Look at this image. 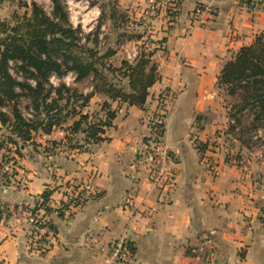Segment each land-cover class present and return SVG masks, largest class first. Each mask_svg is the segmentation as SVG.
I'll use <instances>...</instances> for the list:
<instances>
[{"label":"crops","instance_id":"1","mask_svg":"<svg viewBox=\"0 0 264 264\" xmlns=\"http://www.w3.org/2000/svg\"><path fill=\"white\" fill-rule=\"evenodd\" d=\"M117 2L148 20V0ZM200 3L218 13L197 22L190 12ZM149 22L147 33L157 42L148 50L159 79L143 106L94 93L82 108L90 118L104 115V102L115 110L102 140L69 148L66 136L72 143L81 139L69 129L77 115L45 133L39 127L25 142H9L10 126L0 123V167L7 156L16 158L13 176L0 172V264H107L108 246L126 228L135 253L131 264H188L189 246L203 238L210 241L203 254L211 264H264V141L245 159H226L207 143L217 121L199 119L221 107L216 81L224 63L264 29V0H183L175 14ZM133 45L123 59L135 58L127 56L136 51ZM84 81L71 84L90 93L92 82L81 88ZM165 90L173 92L164 139L174 156L168 163L174 180L171 187H155L132 160L150 135L149 119ZM75 177H91L93 191L73 207L66 191ZM18 206L48 220L56 233L52 244L38 239L29 245L27 225L7 224Z\"/></svg>","mask_w":264,"mask_h":264},{"label":"trees","instance_id":"2","mask_svg":"<svg viewBox=\"0 0 264 264\" xmlns=\"http://www.w3.org/2000/svg\"><path fill=\"white\" fill-rule=\"evenodd\" d=\"M51 2L50 14L32 2L29 12L13 16L11 22L0 19V123L10 126L9 142L15 143L16 139L25 142L39 127L45 133L52 126H59L77 115L78 119L69 129L72 135H81V139L72 143V136L65 138L69 148H83L102 140L105 128L115 117V110L107 102L101 108L105 112L103 116L96 113L90 118L88 113H82L94 93L142 107L149 88L159 79V73L151 59L152 50L138 53L132 61L123 59L119 66L111 64L107 59L115 52L107 49L102 54L83 44L79 31L69 22L64 5L59 0ZM84 41L87 42L86 37ZM8 60L17 63L22 79L18 80L8 72ZM70 72L74 74L75 83L91 77L92 91L83 94L74 85L63 82L62 78ZM52 76L60 79L56 85L50 81ZM216 87L229 98L225 105L228 131L233 133L237 129L241 146H247L253 138L262 143L264 29L224 63ZM22 97L29 99L24 109H33L31 118L23 116L19 106ZM248 133L252 134L246 141L244 137ZM3 176L7 177V174ZM42 197L46 200L48 192L45 191Z\"/></svg>","mask_w":264,"mask_h":264},{"label":"built area","instance_id":"3","mask_svg":"<svg viewBox=\"0 0 264 264\" xmlns=\"http://www.w3.org/2000/svg\"><path fill=\"white\" fill-rule=\"evenodd\" d=\"M183 0H148L147 15L150 18L159 16H169L175 14ZM218 9L209 3H200L195 5L190 15L197 22H202L214 17ZM138 51L127 53L128 57H136ZM16 62L8 60V72L14 78L22 79V74L16 68ZM50 81L56 85L60 79L52 76ZM67 85L74 82V74L68 73L62 78ZM30 82L33 83L32 80ZM173 100V92L165 90L157 98L159 110L149 119L150 135L146 138L144 147L138 150L132 160V165L147 171L150 183L155 187H171L174 175L169 162L173 161V154L165 142V121L169 105ZM34 111L31 107L23 109V116L31 118ZM16 165L15 156H7L0 167L1 174H7L10 178L14 175ZM93 187L91 177L81 179L75 177L72 179L71 186L66 191V199L73 207L79 206L86 199V193H91ZM43 203V200H40ZM40 207V206H39ZM37 207V209L39 208ZM264 219V218H263ZM6 222L9 226L21 223L33 228V237L35 239H45L46 246L55 241V230L51 224L35 208L32 207H13L9 211ZM264 222V220H263ZM208 238L200 239L196 244L189 246L190 262L188 264H211L210 258L203 253L210 245ZM134 249L129 237V230L124 232L114 242L108 246V263L107 264H131L134 261Z\"/></svg>","mask_w":264,"mask_h":264},{"label":"rangeland","instance_id":"4","mask_svg":"<svg viewBox=\"0 0 264 264\" xmlns=\"http://www.w3.org/2000/svg\"><path fill=\"white\" fill-rule=\"evenodd\" d=\"M32 2H36L48 14L51 13V0H6L5 2L3 1L4 11L0 14V19L11 22L13 16H21L26 11L29 12L30 3ZM59 2L64 5L72 27L77 28V31H79L78 35L82 38L83 44L97 49L102 54L107 49H112L115 54L119 52L117 56L113 55L107 59L111 64L121 62L122 57H126V51L133 48V43H135L136 50L140 53L151 51L152 49L148 50L153 46L151 43L157 42L151 39L150 34L147 33L150 17L146 20L142 16L129 14L118 6L117 0H59ZM84 37L87 38V42L84 41ZM84 80L80 84L81 88L86 87L91 81L90 77ZM218 92L219 105L221 107L219 106L217 111L210 110L199 118L200 120L203 119L202 122L211 120L212 118L217 121L216 125L218 127L210 139L207 140V143L212 150L213 148H217L226 159L238 160L242 157L245 159L249 155L251 148L260 145L261 142L254 138L250 140V134L252 133H248L245 135L244 140H250V142L247 146H241L236 133L237 129L233 133L228 131L229 118L225 105L229 101V98L222 91L218 90ZM28 103L29 99L22 97L19 101V106L23 110ZM202 143L201 141L198 147H203ZM207 143L204 144V149H206ZM241 147L244 148V153L241 152ZM18 225L22 224L18 223ZM26 227V235L28 236L30 245L32 241L35 243L37 239L32 235L33 228L30 226Z\"/></svg>","mask_w":264,"mask_h":264}]
</instances>
